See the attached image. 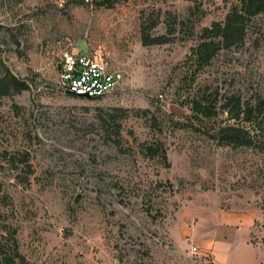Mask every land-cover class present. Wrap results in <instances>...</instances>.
<instances>
[{"label":"rangeland","instance_id":"374dc122","mask_svg":"<svg viewBox=\"0 0 264 264\" xmlns=\"http://www.w3.org/2000/svg\"><path fill=\"white\" fill-rule=\"evenodd\" d=\"M97 1L0 0V60L32 85L0 97L3 251L16 241L27 264H264V152L208 134L240 121L228 98L264 101V13L197 70L192 49L238 0ZM71 47L101 52L120 85L66 93Z\"/></svg>","mask_w":264,"mask_h":264},{"label":"trees","instance_id":"16d2710c","mask_svg":"<svg viewBox=\"0 0 264 264\" xmlns=\"http://www.w3.org/2000/svg\"><path fill=\"white\" fill-rule=\"evenodd\" d=\"M115 0H99L97 4L112 6ZM264 13V0H238L231 4L229 11L222 23L214 22L203 32V40L192 49L197 70L208 65L219 52L221 45L231 46L237 40H242L247 24L253 17ZM154 22L152 26H155ZM169 39L166 35L152 37L149 32H144L145 44L165 43ZM31 83L24 77L17 75L13 69L3 60H0V97L20 94L31 88ZM234 101L236 114L231 115L240 121L219 126L216 131L208 132L209 136L222 145H246L259 148L264 152V141L259 129L263 126L260 122L264 101L255 105L243 104L240 98L234 96L228 98L220 107L224 112L229 111V105ZM202 99L192 100V109L199 114L210 118L218 112L215 107L204 106ZM246 122V124H244ZM158 147H150L151 152L158 151ZM161 149V148H160ZM162 150V149H161ZM164 153V152H163ZM1 243V242H0ZM0 264H27L25 256L21 254L18 243L15 241L13 253L3 251L0 246Z\"/></svg>","mask_w":264,"mask_h":264},{"label":"built area","instance_id":"2783aa9c","mask_svg":"<svg viewBox=\"0 0 264 264\" xmlns=\"http://www.w3.org/2000/svg\"><path fill=\"white\" fill-rule=\"evenodd\" d=\"M59 86L76 95L104 96L117 88L123 80L121 69L114 68L99 51L86 54L65 48L60 55ZM194 249H196L194 247Z\"/></svg>","mask_w":264,"mask_h":264},{"label":"water","instance_id":"95a60500","mask_svg":"<svg viewBox=\"0 0 264 264\" xmlns=\"http://www.w3.org/2000/svg\"><path fill=\"white\" fill-rule=\"evenodd\" d=\"M58 69H60V65H59V64H58ZM65 92L68 93V94H75V93L72 92L71 90H66ZM84 96H87V95H84Z\"/></svg>","mask_w":264,"mask_h":264}]
</instances>
